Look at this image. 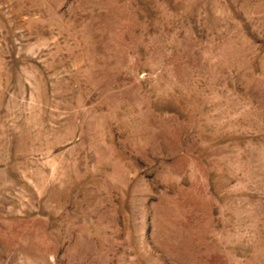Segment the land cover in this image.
<instances>
[{
    "label": "rangeland",
    "instance_id": "obj_1",
    "mask_svg": "<svg viewBox=\"0 0 264 264\" xmlns=\"http://www.w3.org/2000/svg\"><path fill=\"white\" fill-rule=\"evenodd\" d=\"M0 264H264V0H0Z\"/></svg>",
    "mask_w": 264,
    "mask_h": 264
}]
</instances>
